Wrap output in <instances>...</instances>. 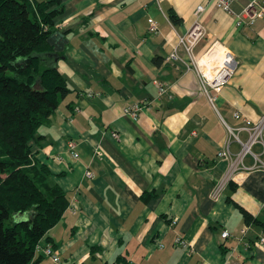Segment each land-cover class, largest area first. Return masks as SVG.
Listing matches in <instances>:
<instances>
[{
  "label": "crops",
  "instance_id": "0c3cea01",
  "mask_svg": "<svg viewBox=\"0 0 264 264\" xmlns=\"http://www.w3.org/2000/svg\"><path fill=\"white\" fill-rule=\"evenodd\" d=\"M60 1L48 42L70 93L30 145L69 206L38 243L50 244L59 263L37 245L29 264H264L263 143L243 158L245 169L235 171L220 199L212 197L231 166L219 153L234 158L242 148L228 128L242 124L235 112L253 121L264 112V19L239 28L207 0ZM199 5L206 6L207 36L197 57L218 41L238 62L215 106L194 71L167 60ZM152 22L159 33L150 31ZM160 83L169 87L161 97ZM135 103L144 104L136 118L124 113ZM237 136L248 139L246 131ZM224 230L231 236L224 239Z\"/></svg>",
  "mask_w": 264,
  "mask_h": 264
},
{
  "label": "trees",
  "instance_id": "16d2710c",
  "mask_svg": "<svg viewBox=\"0 0 264 264\" xmlns=\"http://www.w3.org/2000/svg\"><path fill=\"white\" fill-rule=\"evenodd\" d=\"M62 10L60 0H0V264L31 263L69 206L30 145L70 93L48 42Z\"/></svg>",
  "mask_w": 264,
  "mask_h": 264
},
{
  "label": "built area",
  "instance_id": "2783aa9c",
  "mask_svg": "<svg viewBox=\"0 0 264 264\" xmlns=\"http://www.w3.org/2000/svg\"><path fill=\"white\" fill-rule=\"evenodd\" d=\"M238 1L239 0H207L208 4L216 5L232 15L235 19L236 27H252L257 20L264 19V0H250L240 12H235L233 5ZM205 11V5H199L196 8L193 24L185 34L179 37L177 45L174 46L173 51L170 53L167 60L169 62H183L188 71H194L199 78L202 92L205 94L209 102L215 106L221 90L229 83L233 75L236 73L238 62L232 52L218 41H214L200 57H197L195 49L207 36L206 27L202 23V16ZM150 31L154 34L159 33L155 22L151 23ZM181 51L185 53V58L181 55ZM158 91L159 97H161L168 93L169 87L166 83H160L158 84ZM87 96L92 98L95 94L89 93ZM143 108L144 104H131L125 107L124 113L136 118ZM76 111H79L78 107L76 108ZM234 116L236 119L241 120L242 124L237 128H232L230 126H228V128L229 131L234 134L237 141H239L242 148L234 158L229 151L219 153L220 157L228 159L231 162V166L227 174L215 184L212 192L214 200H219L223 195V192L226 190L235 171L240 167L245 169L242 165V160L247 154L252 152V147L257 143L264 144V112L257 121L245 117L240 112H235ZM241 131H246L248 133V139L246 141H242L237 136ZM113 136L118 138L117 134H113ZM68 147L72 157L77 158L76 143L70 141ZM259 162L260 168L264 169V161L259 159ZM86 176L89 179H93L94 174L91 171H87ZM246 232V228L241 230L240 240H243ZM230 236L231 235L227 230L222 232V237L224 239ZM175 242L188 251L191 250L188 242L183 238L176 237ZM259 243L264 248V235L259 238ZM38 248H41L43 253L47 257H50L55 263H59V256L54 253L53 247L50 244L38 245Z\"/></svg>",
  "mask_w": 264,
  "mask_h": 264
},
{
  "label": "rangeland",
  "instance_id": "374dc122",
  "mask_svg": "<svg viewBox=\"0 0 264 264\" xmlns=\"http://www.w3.org/2000/svg\"><path fill=\"white\" fill-rule=\"evenodd\" d=\"M219 96V95H218Z\"/></svg>",
  "mask_w": 264,
  "mask_h": 264
}]
</instances>
